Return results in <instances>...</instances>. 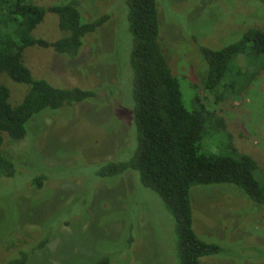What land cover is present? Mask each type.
Returning a JSON list of instances; mask_svg holds the SVG:
<instances>
[{
    "label": "rangeland",
    "instance_id": "374dc122",
    "mask_svg": "<svg viewBox=\"0 0 264 264\" xmlns=\"http://www.w3.org/2000/svg\"><path fill=\"white\" fill-rule=\"evenodd\" d=\"M33 2L45 8L73 5L84 21L109 20L84 39L77 57L39 46L24 53L35 79L92 90L96 97L36 115L21 141L5 136L1 150L16 174L0 177V264L21 252L29 254L27 264H96L103 256L111 264H180L176 221L160 196L142 185L138 173L98 176L106 162L126 160L137 147L129 105L134 37L127 0ZM158 10L159 43L186 109H197L199 97L217 117L205 123L199 153L232 156L234 147L249 155L264 189V55L248 50L236 56L210 93L204 89L208 65L200 50L234 44L250 29L264 32V3L159 0ZM32 35L54 42L66 33L48 13ZM0 85L9 88L13 104L29 90L6 74H0ZM43 175V186H35ZM191 199L196 233L222 248L202 264H264L263 205L230 184L195 187Z\"/></svg>",
    "mask_w": 264,
    "mask_h": 264
},
{
    "label": "trees",
    "instance_id": "16d2710c",
    "mask_svg": "<svg viewBox=\"0 0 264 264\" xmlns=\"http://www.w3.org/2000/svg\"><path fill=\"white\" fill-rule=\"evenodd\" d=\"M158 1L127 0L130 30L134 37L130 60L134 80L129 105L133 109V114L130 113L137 147L126 160L118 158L106 162L100 167L98 176L117 177L129 171L138 173L142 185L160 196L176 221L180 264H202V258L219 255L222 248L207 243L196 233L192 189L235 185L253 202L263 206L264 189L255 179L258 164L249 155L234 147L232 156L199 153L204 125L217 117L199 97L197 109H186L179 80L159 43ZM255 1L264 3V0ZM0 7V34H3L0 36V74L29 86L22 101L13 104L9 88L0 85V177L12 178L16 174L15 164L1 150L5 136L21 141L27 135V124L36 115L96 97L92 90L56 88L46 80L35 79L24 64L25 51L39 46L51 48L59 55L77 57L84 39L105 25L109 17L84 21L73 5L45 8L33 0H0ZM48 13L58 17L59 29L66 33L64 38L49 42L33 37V31ZM200 50L208 65L204 89L212 93L221 84L236 56L248 50L254 56L264 55V32L250 29L234 44L218 50L208 47ZM217 123L219 128V120ZM45 178L44 175L37 177L35 186L42 187ZM28 261L29 254L21 252L18 258L6 264H27ZM96 264H111V260L103 256Z\"/></svg>",
    "mask_w": 264,
    "mask_h": 264
}]
</instances>
